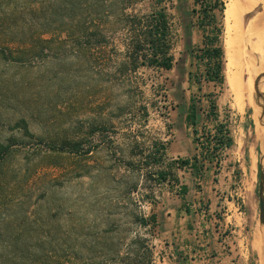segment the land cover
Instances as JSON below:
<instances>
[{
    "label": "rangeland",
    "instance_id": "1",
    "mask_svg": "<svg viewBox=\"0 0 264 264\" xmlns=\"http://www.w3.org/2000/svg\"><path fill=\"white\" fill-rule=\"evenodd\" d=\"M8 1L0 0V24L1 18L5 22L0 25V144H11L10 153L0 159V264H162L159 228L139 218L150 221L171 193L191 183V167L174 165L176 176H158L161 170L169 172L170 163L201 152L186 120L191 105L199 113V135L213 132L217 122L227 125L232 138V146L213 162L200 157L203 173L233 169L238 185L256 176L259 192L264 99L255 87L264 61L254 82L258 107L239 109L227 80L225 50L224 82L206 79L195 0L136 3L134 10L141 14L167 8L174 61L170 70L141 65L124 77L115 73L129 40L122 30L108 33V53L115 56L107 66H91L93 56L79 50L85 40L54 45L35 59L11 57L8 49L20 45L15 26L28 0ZM256 13L264 14V4ZM247 20L254 32L264 29V17L248 15ZM222 22L224 48V13ZM254 32L245 36L248 47ZM95 57L102 63L100 55ZM209 100L217 106L216 122L207 118ZM22 118L33 135L16 127ZM66 138L80 140V149L91 153L63 150ZM163 144L158 165L146 154ZM194 180L197 188L206 184L202 176ZM256 234L249 256L254 264H264V234Z\"/></svg>",
    "mask_w": 264,
    "mask_h": 264
},
{
    "label": "trees",
    "instance_id": "2",
    "mask_svg": "<svg viewBox=\"0 0 264 264\" xmlns=\"http://www.w3.org/2000/svg\"><path fill=\"white\" fill-rule=\"evenodd\" d=\"M11 1L14 3V0H9L8 5H12ZM138 1L28 0L22 22L19 26H15L17 28L15 34L19 37L20 45L18 48H9L8 52L13 58L20 55V59H35L43 57L45 51L54 45L63 44L69 40L74 43L85 40V42H80L79 50H82L83 54L85 53L89 57L93 56L91 66L97 67L98 64L107 66L114 62L115 56L108 53L110 49L108 33L122 30L128 33L129 40L125 44L123 58H120L117 66H115L116 75L124 77L130 71L137 70L141 65L170 70L173 67L174 57L171 52V22L167 8L158 6L150 14H141L134 10ZM162 1L164 0H160V2ZM226 8L224 0H195V8L193 9L197 24L204 33L203 44L205 46L201 49L199 61L206 64V79L219 84L224 82L225 46L223 48L221 35L223 33L222 15L224 13L225 24L224 10ZM218 10L221 12V18L217 13ZM1 20L0 25L5 27L4 19L1 18ZM209 31L213 34L211 35ZM46 34L51 36L46 37ZM62 35L65 37L62 38ZM95 55L102 57V63L100 61L94 62L98 60ZM209 103L210 109L207 112V118L216 122L218 121L216 120L217 106L212 100H209ZM198 116V110L194 105H191L186 120L190 126L194 127V141L198 144L201 143L200 154L193 158L179 159L170 163L167 166L168 173L165 170L158 172V176H161L163 180H167L170 173L176 176L173 173L174 165L180 169L191 167L202 173L204 164L199 166L201 158L213 162L214 156L221 157V154L232 146V138L226 124L216 122L213 132L205 131L199 135ZM16 127L24 129L28 135H33L30 132L28 121L24 118L17 122ZM204 129L206 130V125ZM163 146L165 144L162 147L155 145V152L152 153L151 151L146 154V157L153 158L156 164L162 165ZM60 148L79 154L91 153L90 149H80L81 141L78 139L66 138ZM10 151L11 144L1 143L0 159L8 155ZM220 160L221 158L219 162ZM150 163V161L147 162V164ZM182 190L185 193L187 191L186 186H182ZM139 219L146 225L149 222L156 223L155 215L151 216L150 221L144 218Z\"/></svg>",
    "mask_w": 264,
    "mask_h": 264
},
{
    "label": "crops",
    "instance_id": "3",
    "mask_svg": "<svg viewBox=\"0 0 264 264\" xmlns=\"http://www.w3.org/2000/svg\"><path fill=\"white\" fill-rule=\"evenodd\" d=\"M191 173L206 184L192 178L155 210L162 264H254L249 246L264 234L256 176L238 185L233 169Z\"/></svg>",
    "mask_w": 264,
    "mask_h": 264
},
{
    "label": "bare ground",
    "instance_id": "4",
    "mask_svg": "<svg viewBox=\"0 0 264 264\" xmlns=\"http://www.w3.org/2000/svg\"><path fill=\"white\" fill-rule=\"evenodd\" d=\"M263 4L264 0H228L225 10L227 80L234 93L236 106L239 109H244L246 106H253L256 109L260 103L254 93V82L256 74L263 67L264 58L259 62L257 61L264 55V29L262 28V31L258 30L257 33L254 32L247 16L256 15L257 19L259 16L264 17V14L256 13L257 7ZM251 31L255 34H251L250 42L252 46L248 47L245 44V36L247 37V34ZM263 73L264 68L257 76ZM255 90L257 93L256 87ZM259 90L263 94L260 97L264 99V76L261 79ZM257 111L259 110L257 109ZM242 148L243 143L239 142L237 150L241 151Z\"/></svg>",
    "mask_w": 264,
    "mask_h": 264
},
{
    "label": "water",
    "instance_id": "5",
    "mask_svg": "<svg viewBox=\"0 0 264 264\" xmlns=\"http://www.w3.org/2000/svg\"><path fill=\"white\" fill-rule=\"evenodd\" d=\"M263 76H264V73L261 74V76H259L257 83H256V89L258 90L259 94H261L259 90V85H260V82ZM260 177H261V188L259 190V202H260L259 208H260V219H261V222L264 223V166L262 167L260 171Z\"/></svg>",
    "mask_w": 264,
    "mask_h": 264
}]
</instances>
